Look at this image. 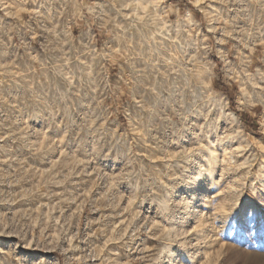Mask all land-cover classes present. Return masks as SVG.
<instances>
[{"label":"rangeland","instance_id":"1","mask_svg":"<svg viewBox=\"0 0 264 264\" xmlns=\"http://www.w3.org/2000/svg\"><path fill=\"white\" fill-rule=\"evenodd\" d=\"M143 1L0 0V264H264V0Z\"/></svg>","mask_w":264,"mask_h":264},{"label":"bare ground","instance_id":"2","mask_svg":"<svg viewBox=\"0 0 264 264\" xmlns=\"http://www.w3.org/2000/svg\"><path fill=\"white\" fill-rule=\"evenodd\" d=\"M132 1H133V0H132ZM144 1H145V0H144ZM144 1H143V2H144ZM128 2H129V1H128ZM139 2H141V1H139ZM124 4H125V3H124ZM144 5H145V4H144ZM145 7H146V6H145ZM213 156H214V155H213ZM216 159H217V158H216ZM210 160H211V159H210ZM210 162H211V161H210ZM210 162H208V164H210ZM212 162H213V160H212ZM215 163H216V162H215ZM211 164H212V163H211ZM208 174H209V173L206 171V172H205V175H208ZM202 176H203V175H202ZM220 176H221V175H220ZM203 178H204V177H201V176L199 177V176H198V179H197V181L195 182V186H194L195 188H197V187L199 186V183H200V181H201ZM187 206H188V205H187ZM262 257H263V256H262ZM259 261H261V260H259Z\"/></svg>","mask_w":264,"mask_h":264}]
</instances>
